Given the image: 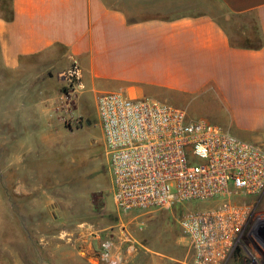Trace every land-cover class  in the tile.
Listing matches in <instances>:
<instances>
[{
  "label": "crops",
  "instance_id": "0c3cea01",
  "mask_svg": "<svg viewBox=\"0 0 264 264\" xmlns=\"http://www.w3.org/2000/svg\"><path fill=\"white\" fill-rule=\"evenodd\" d=\"M10 10V20L0 17V73L57 56L77 63L85 90L165 102L264 144V0H10ZM5 122L7 170H15V193L28 194L24 149L37 146V131L28 142L23 119L20 130ZM129 236L116 235L108 261L136 264L145 254L131 251ZM86 238L98 264L100 236Z\"/></svg>",
  "mask_w": 264,
  "mask_h": 264
},
{
  "label": "rangeland",
  "instance_id": "374dc122",
  "mask_svg": "<svg viewBox=\"0 0 264 264\" xmlns=\"http://www.w3.org/2000/svg\"><path fill=\"white\" fill-rule=\"evenodd\" d=\"M9 5V0H0V17L8 15ZM69 65L60 57L42 55L18 72L0 73V264H92L85 253L86 237L96 235L98 264H118L108 261L106 252L124 230L131 251L145 252L136 264H180L189 245L179 219L189 209L211 207L218 200L140 215L117 210L97 126L96 94L84 88L69 97L61 76ZM10 92L16 98L6 99ZM35 103L44 107V115H37ZM7 104L12 113L7 114ZM8 117L19 130L23 119L22 137L28 142L37 131V146L24 149V195L15 193V170H7L5 161ZM236 201L249 206L251 220L225 264H264V238L258 233L264 225V191Z\"/></svg>",
  "mask_w": 264,
  "mask_h": 264
},
{
  "label": "built area",
  "instance_id": "2783aa9c",
  "mask_svg": "<svg viewBox=\"0 0 264 264\" xmlns=\"http://www.w3.org/2000/svg\"><path fill=\"white\" fill-rule=\"evenodd\" d=\"M61 76L69 97L84 89L75 61ZM95 104L117 210L140 215L218 200L179 219L189 245L180 264H225L251 220L236 200L264 191V144L149 98L102 92ZM258 233L264 238V225Z\"/></svg>",
  "mask_w": 264,
  "mask_h": 264
},
{
  "label": "trees",
  "instance_id": "16d2710c",
  "mask_svg": "<svg viewBox=\"0 0 264 264\" xmlns=\"http://www.w3.org/2000/svg\"><path fill=\"white\" fill-rule=\"evenodd\" d=\"M9 3H10V0H9ZM11 16H12V12L10 10V5H9V10H8V15L6 17H4L6 20H10L11 19Z\"/></svg>",
  "mask_w": 264,
  "mask_h": 264
}]
</instances>
